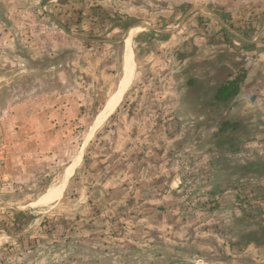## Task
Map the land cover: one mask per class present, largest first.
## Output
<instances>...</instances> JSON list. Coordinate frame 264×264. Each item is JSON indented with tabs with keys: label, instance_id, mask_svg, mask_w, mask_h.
Instances as JSON below:
<instances>
[{
	"label": "rangeland",
	"instance_id": "374dc122",
	"mask_svg": "<svg viewBox=\"0 0 264 264\" xmlns=\"http://www.w3.org/2000/svg\"><path fill=\"white\" fill-rule=\"evenodd\" d=\"M157 1V13L136 18L133 81L94 125L125 75L135 17L123 0H0V264H264V240L246 239L264 228L262 172L246 177L229 160L218 170L212 153L201 169L189 148L167 149L176 209L145 194L138 213L139 182L152 179L137 177L133 125L165 104L160 43L182 26L206 28L218 11ZM244 1L258 7L241 33L264 31V0ZM220 17L208 37L228 44L230 21Z\"/></svg>",
	"mask_w": 264,
	"mask_h": 264
},
{
	"label": "crops",
	"instance_id": "0c3cea01",
	"mask_svg": "<svg viewBox=\"0 0 264 264\" xmlns=\"http://www.w3.org/2000/svg\"><path fill=\"white\" fill-rule=\"evenodd\" d=\"M177 1L201 5L211 3L218 11L204 17L210 23L206 28L199 23L191 27L182 26L160 43L161 53L165 51L158 57L162 61L159 81L167 86L165 104L147 116H144L145 111L139 112L145 120L136 118L133 125V134L140 143L134 159L137 177L149 176L152 179L150 184L139 182L140 196L135 198L139 214L148 201L143 198L145 194L150 195V201H156V205L157 200L152 198L163 199L161 205L169 213L176 209L174 189L178 178L172 165L175 151L171 152L170 159L169 154L165 156L167 149L189 148L201 169L206 163L207 166L208 162L210 164L212 153L220 158L218 170L226 171L227 165L222 163L229 160L234 166L243 165L246 177L259 176L257 172L264 176V31H258L256 27L248 36L241 33L242 24L258 4L243 0ZM168 2L174 3L167 0L166 4ZM157 5V0H123L126 14L135 17L123 41L125 64L128 59L126 37L132 31V52L133 35L141 28L136 18H149L145 14L157 13ZM222 14L230 21L229 26L222 24L231 37L228 44L208 37L218 33ZM168 49L169 57L165 58ZM177 51H180V56L173 57ZM135 71L132 65L130 83ZM240 74L244 78L237 94L226 101L219 100L217 92L220 86ZM122 127L119 126L120 129ZM139 131L140 134L136 135ZM128 139L130 141L131 137ZM119 161L118 169L123 170V174L129 164L122 158ZM231 178H240V175Z\"/></svg>",
	"mask_w": 264,
	"mask_h": 264
},
{
	"label": "bare ground",
	"instance_id": "6f19581e",
	"mask_svg": "<svg viewBox=\"0 0 264 264\" xmlns=\"http://www.w3.org/2000/svg\"><path fill=\"white\" fill-rule=\"evenodd\" d=\"M131 35H132V31H130V33L126 37V41H127V54H126V56L128 57V59L126 62L125 76L121 80L117 91L111 95V97L105 103L104 108L98 114L94 125H97L98 123H100L110 112H112L115 109V107L118 105V103L122 99L124 91L126 90V88L128 87V85L130 83L131 76H132V60H131V51H130V37H131ZM129 60H131V64H130Z\"/></svg>",
	"mask_w": 264,
	"mask_h": 264
},
{
	"label": "trees",
	"instance_id": "16d2710c",
	"mask_svg": "<svg viewBox=\"0 0 264 264\" xmlns=\"http://www.w3.org/2000/svg\"><path fill=\"white\" fill-rule=\"evenodd\" d=\"M244 75L240 74L235 76L232 80L224 83L220 86L217 92V98L221 101H226L227 99L233 97L237 94L239 89V84L243 80ZM248 242H260L264 240V228H261L259 231H251L247 233Z\"/></svg>",
	"mask_w": 264,
	"mask_h": 264
}]
</instances>
